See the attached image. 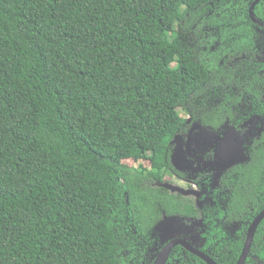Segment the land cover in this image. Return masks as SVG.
I'll return each instance as SVG.
<instances>
[{
  "label": "trees",
  "instance_id": "1",
  "mask_svg": "<svg viewBox=\"0 0 264 264\" xmlns=\"http://www.w3.org/2000/svg\"><path fill=\"white\" fill-rule=\"evenodd\" d=\"M239 1L0 0V264H150L163 216L236 264L264 208V0L232 19ZM194 126L246 158L192 178L172 154ZM166 264L207 263L177 245ZM244 264H264V218Z\"/></svg>",
  "mask_w": 264,
  "mask_h": 264
},
{
  "label": "rangeland",
  "instance_id": "2",
  "mask_svg": "<svg viewBox=\"0 0 264 264\" xmlns=\"http://www.w3.org/2000/svg\"><path fill=\"white\" fill-rule=\"evenodd\" d=\"M217 29L214 30L213 35L215 37L218 36ZM230 36L233 37V33H230ZM232 39H230L231 41ZM229 41V40H228ZM229 41V42H230ZM227 41H224L222 44L226 43ZM175 108L180 112L182 116H185V114L182 112L180 108L175 106ZM197 127V126H196ZM228 133L226 132L225 135L218 136L214 135L212 133H209L207 131H204L201 128H198L195 132H190L186 135L185 138L176 137L174 140L175 147H174V155H173V164L178 169L182 170L186 174H194L199 171H206V172H212L213 174H216L218 169L221 166H224L225 168L226 163L230 161L236 160V158H233L234 153L232 151V148L227 141ZM190 149L191 156L190 158L187 155L186 149ZM197 152L194 153V151ZM213 151V157L209 160L205 158V155L209 152ZM124 163L127 167H137L138 165H141L143 167L148 168L150 166V163L148 160H134L133 158H127L124 160ZM228 164V163H227ZM226 165V166H225ZM190 171V172H189ZM168 191L182 193L183 195L189 196L192 198L193 202L199 207L200 201L198 199V186L197 185H190L189 182L178 179L176 176L173 175H167L164 179V182L162 184ZM173 217V216H171ZM169 216H163L161 220V226H160V243H156L154 241H150V251H155L156 254V248L159 246V244L162 246L164 242H166L168 239L175 236V233L177 232V224L169 219ZM155 221V223L152 224V226H149L150 233L155 230V228H158V222ZM156 225H158L156 227Z\"/></svg>",
  "mask_w": 264,
  "mask_h": 264
},
{
  "label": "water",
  "instance_id": "3",
  "mask_svg": "<svg viewBox=\"0 0 264 264\" xmlns=\"http://www.w3.org/2000/svg\"><path fill=\"white\" fill-rule=\"evenodd\" d=\"M257 2H258V0H254V2L252 3L251 7L253 8V6ZM261 123H262V126L264 127V115H263V117L261 119ZM226 132L228 133L227 141L229 142V144H230V146L232 148V151L234 153V155H233L234 157L233 158H236L237 157L236 160L227 162L228 164L226 163V165L230 166L231 164L236 163V162H239V161H243L246 158V155H245V145H244V142L246 141V139L241 134L235 132L230 127H226L222 131V133L219 134L218 136L225 135ZM209 133H212V132H209ZM212 134H214V133H212ZM173 155H174V152L172 154V161H173ZM228 166H226L225 168H227ZM223 167L224 166H221L218 169V171L216 172V175L217 176L223 172V170L225 169ZM263 218H264V208L261 209L256 214V216L253 218V220L248 225L247 232H246V237H245V240H244V244H243L241 253H240V255H239L238 259H237L236 264H244V261H245L247 255H248V252H249V249H250V246H251V242L253 240V236H254V233L256 231V228H257L258 224L260 223V221ZM171 220L176 223V218L175 217H171ZM177 245H181L187 251H189L190 253L198 256L203 261H205L207 264H217L206 253H204L203 251H201L200 249H198L197 247H195L193 244H191L185 238L179 237V236H174V237L168 239L163 244V246L160 248V250L156 253L153 261L150 264H166L170 252Z\"/></svg>",
  "mask_w": 264,
  "mask_h": 264
},
{
  "label": "flooded vegetation",
  "instance_id": "4",
  "mask_svg": "<svg viewBox=\"0 0 264 264\" xmlns=\"http://www.w3.org/2000/svg\"><path fill=\"white\" fill-rule=\"evenodd\" d=\"M236 2H240L239 0L237 1V0H234V4L236 3ZM254 2V0L252 1V2H250V0H248V1H246V8H245V6H240L239 5V7L237 6H235L234 4H233V6L231 7V9H230V13L232 14V19H236V17H237V15L238 14H243L244 16H245V18L246 17H248V16H251V9H252V7H251V5H252V3ZM248 4V5H247ZM255 6V5H254ZM253 6V7H254ZM245 11H247V13H245ZM231 14H230V17H231ZM198 128L199 127H193V128H191V129H189V132H187V133H182L181 134V137L180 136H177V137H180V138H185L186 137V135L187 134H189L190 132H195V131H197L198 130ZM194 151V150H193ZM186 152H187V155L190 157V158H192V154H191V152H190V149H186ZM194 153H196L197 154V152H195L194 151ZM208 157V158H207ZM213 157V151H209L206 155H205V158H207V160H209V159H211ZM190 172V171H189ZM198 173L199 172H196V173H194V174H192V173H190V174H188L189 176H191L192 178H194V177H196V175H198ZM184 181H187V180H184ZM188 182V181H187ZM165 243V242H164ZM163 246V245H162ZM161 246V247H162ZM160 250V249H159ZM158 250V251H159ZM156 255V254H155Z\"/></svg>",
  "mask_w": 264,
  "mask_h": 264
}]
</instances>
